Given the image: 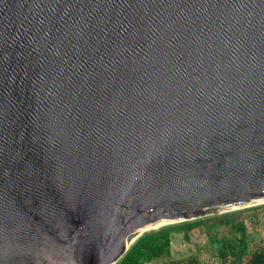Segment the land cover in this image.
<instances>
[{
    "label": "water",
    "instance_id": "95a60500",
    "mask_svg": "<svg viewBox=\"0 0 264 264\" xmlns=\"http://www.w3.org/2000/svg\"><path fill=\"white\" fill-rule=\"evenodd\" d=\"M260 202L264 0H0V264Z\"/></svg>",
    "mask_w": 264,
    "mask_h": 264
},
{
    "label": "rangeland",
    "instance_id": "374dc122",
    "mask_svg": "<svg viewBox=\"0 0 264 264\" xmlns=\"http://www.w3.org/2000/svg\"><path fill=\"white\" fill-rule=\"evenodd\" d=\"M239 210L241 211L232 213L228 218L232 221L242 220L245 223L249 251L264 249V202ZM238 235L239 232L228 225H220L211 217L205 218L201 226L189 232L188 239L181 234H175L170 256L151 264H161V261L169 259H173L177 264H245L246 261H242L236 253L223 255L218 252V247H222L224 239L234 242V237Z\"/></svg>",
    "mask_w": 264,
    "mask_h": 264
},
{
    "label": "trees",
    "instance_id": "16d2710c",
    "mask_svg": "<svg viewBox=\"0 0 264 264\" xmlns=\"http://www.w3.org/2000/svg\"><path fill=\"white\" fill-rule=\"evenodd\" d=\"M240 211L236 209L219 215L170 223L147 230L133 241L128 250L114 264H151L161 258L169 257L172 239L175 234H181L185 239H188L189 232L201 226L205 218L210 217L215 219L220 225H228L239 232L238 237H234V242L226 239L222 241V247H218L220 254L236 253L242 261H246L245 264H264V249L253 251L248 249L245 223L242 220L232 221L228 218L232 213ZM160 263L177 264L173 259L161 261Z\"/></svg>",
    "mask_w": 264,
    "mask_h": 264
},
{
    "label": "bare ground",
    "instance_id": "6f19581e",
    "mask_svg": "<svg viewBox=\"0 0 264 264\" xmlns=\"http://www.w3.org/2000/svg\"><path fill=\"white\" fill-rule=\"evenodd\" d=\"M141 236V235H140Z\"/></svg>",
    "mask_w": 264,
    "mask_h": 264
}]
</instances>
